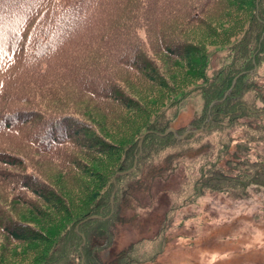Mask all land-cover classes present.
Masks as SVG:
<instances>
[{
    "label": "trees",
    "instance_id": "1",
    "mask_svg": "<svg viewBox=\"0 0 264 264\" xmlns=\"http://www.w3.org/2000/svg\"><path fill=\"white\" fill-rule=\"evenodd\" d=\"M113 5L0 0V264H141L165 229L104 252L124 205L153 186L169 221L209 193L264 192V0ZM76 74L75 99L63 79ZM23 79L39 101L18 97Z\"/></svg>",
    "mask_w": 264,
    "mask_h": 264
},
{
    "label": "rangeland",
    "instance_id": "2",
    "mask_svg": "<svg viewBox=\"0 0 264 264\" xmlns=\"http://www.w3.org/2000/svg\"><path fill=\"white\" fill-rule=\"evenodd\" d=\"M60 1L66 4L68 0ZM124 1L112 0L113 7ZM120 25L122 21L117 22L115 26ZM210 27L216 28V22L212 18ZM138 31L140 40L147 44L146 29L138 28ZM214 49V47L207 48L208 52ZM77 75L76 78L71 75V78L63 79V82H70L73 86L71 96L75 99L84 96V93L77 89L79 84ZM47 82L48 78L36 81L41 85ZM29 83L28 79L21 81L18 97L26 96L27 103L37 102L39 100L32 97L29 92ZM54 85L58 84L54 82ZM62 86L65 85L62 83ZM54 90L59 91V89ZM62 94L64 93L60 92V95ZM86 96L88 97L89 94ZM201 103L198 95L186 99L179 108L182 115L175 121L174 128L185 127L189 118L198 111ZM12 104L17 105V102L12 101ZM239 135L237 131L234 137L238 139ZM177 182L178 179L174 176L170 178L168 184L172 183L174 187ZM157 187L158 185L152 187L150 195L142 194L143 197L139 202H132V205L128 202L124 205L126 211L122 210V214L129 216L115 229L113 242L107 253L104 252L108 255V259L129 243L142 237L153 240L159 230L165 229L163 234H160L163 238L159 240L160 250L150 256L151 261L141 264H264V192L250 191L247 198L240 200L227 197L228 195L221 192L209 193L193 203L178 207L169 221L163 216L169 205L165 204L168 201L165 199L166 192L160 193L162 190ZM0 247L2 248V245ZM19 262L29 264L26 260H16V263Z\"/></svg>",
    "mask_w": 264,
    "mask_h": 264
},
{
    "label": "water",
    "instance_id": "3",
    "mask_svg": "<svg viewBox=\"0 0 264 264\" xmlns=\"http://www.w3.org/2000/svg\"><path fill=\"white\" fill-rule=\"evenodd\" d=\"M201 131H202V129H199V130H193V131H186L183 135H177V133L175 132V130H173V129H167V130L165 131L164 134L171 133L176 139L180 140V139H182L183 137H185L187 134H189L190 132H191V133H199V132H201ZM142 139H143V136H142V138L139 140L138 146H141V140H142ZM134 165H135V162H134ZM134 165H133V168H134ZM133 168H132L131 170H129L128 172H125V173H118V174H116L115 176H120V175L127 174V173L131 172V171L133 170ZM110 203L112 204V198L110 199ZM93 218H97V217H91V219H93Z\"/></svg>",
    "mask_w": 264,
    "mask_h": 264
}]
</instances>
